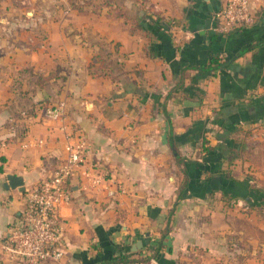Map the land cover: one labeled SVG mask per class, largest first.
Segmentation results:
<instances>
[{
	"label": "crops",
	"instance_id": "obj_1",
	"mask_svg": "<svg viewBox=\"0 0 264 264\" xmlns=\"http://www.w3.org/2000/svg\"><path fill=\"white\" fill-rule=\"evenodd\" d=\"M47 1L0 0V242L20 220L26 192L51 177L65 159L64 137L73 131L85 137L89 159L105 165L125 194L109 199L105 191L83 190L78 178H72L71 201L59 213L63 257L57 263L42 264H98L107 256H149L171 214L159 256L145 264H264V241L256 236L262 227L230 216L219 194L188 192L177 200L184 181L183 164L169 148L168 119L176 137L190 133L195 122H206L205 136L211 146L216 145L209 134L218 131L210 122L220 108L219 72L198 83L204 91L201 103L189 99L174 90L177 80L159 53L153 55L151 50L150 56L140 35L103 11L85 17L81 15L87 9L71 11L76 27L88 34L87 43L76 35L78 40L72 43L77 46L71 45V30L65 33L60 26L68 20L47 16L42 32L45 45L29 47L23 34H31L33 28L27 26L23 11L29 7L35 11ZM226 1L157 0L155 15L178 23L170 26L174 45L192 43L195 57L190 58L198 62L217 46L211 38L212 16ZM254 13V24L246 31L219 38L221 57L229 58L264 37V0H258ZM29 37L31 42L41 39L36 34ZM262 53L264 48L247 53L236 64L240 69L259 64L264 71V57L259 62ZM95 55L102 56L109 67L99 78L86 70ZM50 74L55 77L37 85L39 77ZM193 75L194 71L186 72L184 86L190 85L188 78ZM241 77L236 78L238 82ZM250 94H264V85ZM61 104V122L44 116L43 105ZM207 104L203 111L202 105ZM190 141L177 146L180 156L200 160V155L181 154L187 149L199 154V142ZM6 175L22 177L24 192L6 190ZM138 243L141 248L134 251ZM0 264L16 263L0 258Z\"/></svg>",
	"mask_w": 264,
	"mask_h": 264
},
{
	"label": "trees",
	"instance_id": "obj_2",
	"mask_svg": "<svg viewBox=\"0 0 264 264\" xmlns=\"http://www.w3.org/2000/svg\"><path fill=\"white\" fill-rule=\"evenodd\" d=\"M91 6L106 7L109 10L107 12L109 15L112 13L110 8L115 7L117 14L114 17L122 19L134 33L143 38L145 41L144 48H148L150 56H152V52L153 55L154 53H159L161 59L169 64L177 80V86L174 90L187 95L189 99L201 103L204 91L199 87L198 83L208 79L210 76H214L215 72H219L220 108L210 122L218 127V131L213 134L214 140L217 141L216 145L211 146L210 141L205 136V131L207 130L204 129V126L206 122L197 121L193 124L190 133L176 137L173 134L171 121L168 119L169 132L167 134V142L172 154L183 164L184 181L179 188L177 200L182 199L188 192H192L193 195H199L200 192H203L212 196L219 194L223 201H245L251 208L260 205L264 206V192L253 187L248 179L236 180L231 177L229 165H226V162L232 159L231 157L240 151L243 153L246 147L241 141L237 140V137L245 131L244 126L255 125L264 119V94L256 97L250 96V93L257 87L264 85L263 66L252 64L249 68L240 69L236 64V60L247 53L263 49L264 37L238 51L237 54L225 58L217 53L218 46L221 43L219 38L223 37V35L212 31V41H216L215 43L217 44L214 49L215 52L213 51L212 54L204 56L197 62L190 58L195 57L192 43L175 46L169 22L162 21L156 15L144 13L135 19L127 20L122 7L117 4L105 2V6H99V4L94 6L90 0H68L69 10L77 13H83ZM203 6L204 3L201 4L200 2L199 7ZM190 29L193 28L190 27ZM247 29L236 30L226 36L241 33ZM177 55L180 56L179 60H176ZM262 57H264L263 53L259 57V62H262L260 61ZM262 63H264V58ZM86 70L92 78H99L109 72V67L102 56L95 55L91 58ZM188 71H194L195 75L188 78L190 85L184 86V81L187 79L185 74ZM239 75H242L241 82L236 79ZM54 77L52 74L47 77H39L36 83L39 86H43ZM188 139L192 140L190 141L192 144L199 142L200 160H190L180 156L177 146L186 143L189 141ZM0 173H2L1 169ZM171 215L168 217L157 246L152 248L151 255L137 259L128 258L124 254L107 256L103 257V260L98 264H145L151 258L157 259L163 248L162 241L170 231Z\"/></svg>",
	"mask_w": 264,
	"mask_h": 264
},
{
	"label": "built area",
	"instance_id": "obj_3",
	"mask_svg": "<svg viewBox=\"0 0 264 264\" xmlns=\"http://www.w3.org/2000/svg\"><path fill=\"white\" fill-rule=\"evenodd\" d=\"M258 0H227L212 16L213 32L226 36L254 24ZM44 116L61 122L64 106L43 105ZM64 130V128H62ZM66 154L54 174L26 192V204L20 220L12 224L0 242V258L7 263H57L64 254L60 210L71 201L69 184L77 177L83 190L105 191L113 199L125 194V189L113 180L109 169L89 159L85 137L70 131L64 137Z\"/></svg>",
	"mask_w": 264,
	"mask_h": 264
},
{
	"label": "rangeland",
	"instance_id": "obj_4",
	"mask_svg": "<svg viewBox=\"0 0 264 264\" xmlns=\"http://www.w3.org/2000/svg\"><path fill=\"white\" fill-rule=\"evenodd\" d=\"M90 1L91 4H94V6L98 4L99 6H105V2L107 3L111 2L117 4L118 6H121L122 10L126 15L127 20L135 19L144 13L148 15L156 14L155 3L157 2V0H90ZM66 2L67 0H48L41 7H37L35 11L32 7H29L23 11L24 13L23 17L26 19L27 26L33 28V31H31L30 33L36 34L37 36L40 35L41 37V39L38 38V41L31 39L33 40V42H31L29 40L30 38L29 36L31 34L29 33L23 34L24 38L27 37L26 40L24 41L29 44V47H33L36 49L39 48L40 46L39 44L45 43L46 37L45 34L42 32L43 29H45L43 23L44 21L46 22L47 16H51L52 19L54 20H59V19L61 20L63 17H64L63 19L68 20V22L65 23L63 26H62L63 23H60V26H61V30L65 33L71 30V34L69 35V37L71 38L70 39L71 45H75L74 43H72V41L76 42L78 40L75 38L76 35H80L82 38L84 37L85 39L83 40L82 38L79 39H81L82 42L87 43L88 34L86 33V31L84 33L82 28H80L79 30V27H76L78 25L77 19H73L74 17H72V12L69 10V7L67 6ZM63 3H66L67 8H65ZM110 9L112 12L110 15L115 16L117 14L115 7H111ZM100 11H103V13L105 12V15H108L107 12L109 10L106 7L99 8L98 6L96 7L91 6L81 16L85 17L89 14L97 15L99 14ZM35 17L38 18L35 19ZM82 20L85 19L81 18V21ZM169 24L170 26L176 27L178 23L176 24L174 22L171 23L169 22ZM178 36L176 35L175 39H180L179 42H181L182 41L181 36L179 37ZM211 81L213 80L211 79ZM208 105L209 104L202 105L201 109L204 111L203 107ZM213 105L214 104L212 103L210 104V106ZM244 130L245 131L237 137V140L241 141L246 146L244 148L243 153L242 151L238 152L236 155L231 157L232 159L226 162V165H229L231 177L235 178L236 180L248 179L253 187L264 192V119L252 126L245 125ZM209 138L213 139V136L209 134ZM181 154L190 158H197L199 156L198 152L195 151L194 149H187L186 151H182ZM178 182L179 181L176 179L175 186H177ZM237 201H239L240 203H238ZM237 201H228V200L223 201L226 204V206H228L230 209L229 210L230 216H233V218H239V220H243L248 224H253L252 222H255L257 225H260L262 227V231L260 234H258L257 232L256 236L257 237L259 236V238L264 241V206L260 205L255 208H251L245 201H240V200ZM246 218L249 221H247ZM253 235L254 232L251 231L249 236H253Z\"/></svg>",
	"mask_w": 264,
	"mask_h": 264
},
{
	"label": "water",
	"instance_id": "obj_5",
	"mask_svg": "<svg viewBox=\"0 0 264 264\" xmlns=\"http://www.w3.org/2000/svg\"><path fill=\"white\" fill-rule=\"evenodd\" d=\"M4 188L6 190H18L19 192H24V182L23 178L19 176L14 175H6V182L4 183ZM137 248H141V243H138L134 251L137 250Z\"/></svg>",
	"mask_w": 264,
	"mask_h": 264
}]
</instances>
